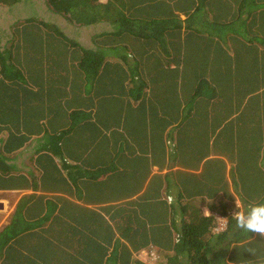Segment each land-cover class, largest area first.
<instances>
[{"label": "trees", "instance_id": "16d2710c", "mask_svg": "<svg viewBox=\"0 0 264 264\" xmlns=\"http://www.w3.org/2000/svg\"><path fill=\"white\" fill-rule=\"evenodd\" d=\"M44 2L72 24L109 30L86 49L48 25L56 34L10 47L31 60H0V192L57 180L93 207L23 196L0 230V264H148L137 256L149 251L162 264H264V237L234 229L230 215L235 203L264 201V0ZM20 68L49 71L53 81L77 71L112 103L138 109L142 119L123 125L138 149L83 135L82 124L95 127L99 116L83 117L81 94L69 99L75 109L61 108L68 102L26 83ZM37 110L43 122L33 117L22 134L23 117ZM59 129L80 136L61 148ZM34 133L48 137L31 159L41 176L10 163ZM51 149L70 151L59 169ZM217 215L228 220L222 231Z\"/></svg>", "mask_w": 264, "mask_h": 264}, {"label": "crops", "instance_id": "0c3cea01", "mask_svg": "<svg viewBox=\"0 0 264 264\" xmlns=\"http://www.w3.org/2000/svg\"><path fill=\"white\" fill-rule=\"evenodd\" d=\"M20 0L15 1L16 4L18 5ZM33 3V5H36V8H39L41 11L45 9V5L42 2V0H29ZM101 3H105L106 0H98ZM14 6V5H13ZM44 6V9H43ZM9 5L0 3V11L3 10L4 13L6 14L7 21L4 22L0 20V60L3 59V62L10 63L12 61V57H17L20 64L25 63L27 60H31L34 55L31 54H25L23 51L21 52H16V48L13 49L10 52V47L11 45H14L17 41H23L25 39H28L30 36H37L42 33L47 32V26L52 25L54 26L55 24L46 22V21H41L37 20L35 22H24L25 17L22 16L21 14L14 15L13 17H9ZM15 7V6H14ZM46 12V10H44ZM16 13V12H14ZM58 15V14H57ZM66 23L69 24L72 29H80L79 25L72 24L66 20ZM100 25V28H102L101 24L105 23H97ZM94 24V25H97ZM28 25V26H27ZM32 26L31 29L25 30L26 27ZM61 26V24H60ZM93 26V25H91ZM104 26H108L107 24ZM89 27V26H88ZM13 28L16 32L13 31ZM58 28V27H57ZM63 28V27H62ZM86 28V27H85ZM109 28V26H108ZM59 29V28H58ZM64 29V28H63ZM60 30V29H59ZM65 30V29H64ZM61 31V30H60ZM61 33L66 36L62 31ZM100 33H94V36L100 35ZM47 34V33H46ZM80 45V44H79ZM21 50V48L19 49ZM1 62V61H0ZM263 63H264V51H263ZM1 65V64H0ZM21 73L24 71L23 68L19 69ZM263 71V76H264V65L262 68ZM23 76L26 80V83L28 82L31 86H34L36 83H40V87H44V94L51 98H57V97H62L65 102H68L67 104H64L63 102L61 103V108H66L67 106L72 109H75V103L73 101H69L73 93H79L81 94V99H80V108L83 111V117L84 118H89L91 121L95 120V117L98 115L99 122L96 124L95 127H91L88 123H83L82 126H84V129L82 130L84 133L83 135L87 134L90 131L99 133V136L105 138V140H110L116 142L118 145L124 143L126 145H129L130 151H135L138 149L137 144L133 143V139L131 137L127 136V132L131 133L129 126L127 128H123V125L125 122L133 121V120H139L142 119V117L138 113V109H136L135 112L130 113L129 106L127 102L125 101H119L117 103H112L109 93L104 92V90H101V88L97 87L96 84H87L85 81V77L83 75H77V71H73L67 74L65 77L66 80H61L59 78L52 80L51 72L45 71L43 74H41L40 77L37 75L31 74V73H26L23 72ZM75 74L78 76V78L75 77ZM26 86V84H25ZM264 89V88H263ZM139 105L138 102L136 103H131V109H135ZM145 108L148 110L149 106L145 105ZM31 110V109H30ZM98 110V111H97ZM129 110V112H126ZM264 110V109H263ZM29 111V110H28ZM130 113V114H127ZM41 115L43 113H39L38 110L36 111V115H33L32 113L26 115L23 117L24 122L21 124V133L24 134L25 130L29 126H33L34 123L32 121H35L33 117L36 116V120L43 122L41 119ZM148 115H145V119L147 120ZM264 121V120H263ZM27 125V126H26ZM129 128V130H128ZM27 133V132H25ZM56 134H62V141L60 143L61 148L64 147L62 145H70L69 142L71 136H80L78 132L73 133H64L62 129L56 130ZM31 134L29 137V141L24 144L20 150L15 153L14 155H11L10 157L13 158L11 164L15 163V168L16 170L21 173V174H28L31 173L33 176L34 175H39L41 176V171L38 169L39 167L42 168V166L36 165L35 163L31 162L32 158L37 157L40 152H41V147H43L44 142L48 141L47 136H42L38 134ZM82 141H87V140H82ZM138 142V139H136ZM52 151L47 152L55 161V163L58 166L62 165V162L60 160L61 157H64L66 160L68 159L69 152H65L64 150L61 151V156H59L58 152L51 149ZM127 151V150H126ZM80 154V153H79ZM19 161L17 162V160ZM46 168L53 167L50 165H46ZM54 169V168H53ZM158 169L156 167L151 168V174H155ZM166 169L163 170L165 172ZM54 183V188L53 185L46 190H35L32 191L31 189L27 190H22L20 192L18 191H4L3 193L5 194H12V193H18L20 195L19 200L29 194H37L40 196H43L45 199L49 201H55L57 202L60 206L66 202L78 205L79 207H87L91 208L93 206L85 204L82 200H80L77 196L73 195L70 193L69 190H64L58 183L57 180H55ZM18 200V201H19ZM95 207V206H94ZM207 213L206 215H208ZM216 217V216H215ZM142 253V252H141ZM146 253L147 252H143ZM138 258V256H137ZM142 262V259L138 258ZM163 259V258H162ZM148 264H151L147 262ZM163 263V262H162ZM161 263V264H162Z\"/></svg>", "mask_w": 264, "mask_h": 264}, {"label": "rangeland", "instance_id": "374dc122", "mask_svg": "<svg viewBox=\"0 0 264 264\" xmlns=\"http://www.w3.org/2000/svg\"><path fill=\"white\" fill-rule=\"evenodd\" d=\"M42 2L45 3L44 0H42ZM14 6L9 7V10H10L9 14H8L9 17H13L15 14L18 16L21 14L22 16L25 17L24 22H35L37 20H41V21L53 23V24H55L53 26L54 29H56L59 32L62 31L64 34H66L67 38L75 40L78 44H80L82 47H84L86 49L93 48L92 38L94 36V33L105 32V31L109 30L108 26H104L106 24H101L102 28H100V25L97 24V25L86 27V28L85 27H79L80 29H75V28L72 29V27L66 23V19L62 15H59V14L56 15L51 11L49 12L47 10L48 8L46 9V12H45L44 6H43L44 10L41 11L39 8H36V5L34 6L33 3L29 0H20L18 5H16L15 7ZM14 12H16V13H14ZM3 13H4V11L1 10L0 11V20L2 21V19H3L5 22V21H7L8 17L6 16V14H3ZM60 24H61V26H60ZM31 28H32V26H29V27H26L25 30H29ZM13 31L16 32L14 30V28H13ZM47 34L54 35L56 33H54L50 29H47ZM96 137H98L99 140L103 139V137L99 136V133H97ZM103 141L104 140H102V142ZM18 161H19V159L17 160V162ZM176 169L177 168H174V167H172V169L168 168V169H166L165 172H168L170 170H176ZM163 173L164 172L162 171V172L157 173V174H163ZM19 198H20V195L18 193L5 194L3 192H0V230L9 221V217L13 213V211L15 210ZM236 206L238 208L240 207L238 203H236ZM234 209H235V206L232 208V210H230V215H232ZM203 212L205 214L208 213L205 209H203ZM217 218H221V217L217 215L215 217V219H217ZM223 219H225V218H223ZM217 229H218V221H217V227L215 228V231H218ZM224 229H225V227H224ZM138 258L142 259L143 261L149 262L151 264H161L163 262V259L161 256L158 257V259H156L155 261L149 260V258H150L149 252H147V254H144L143 252L140 253L138 255Z\"/></svg>", "mask_w": 264, "mask_h": 264}, {"label": "clouds", "instance_id": "9594fccd", "mask_svg": "<svg viewBox=\"0 0 264 264\" xmlns=\"http://www.w3.org/2000/svg\"><path fill=\"white\" fill-rule=\"evenodd\" d=\"M216 220L218 221L217 230L222 231L228 220L223 218H217ZM231 220L235 222L234 229L243 233H255L264 237V201L248 202L245 204L243 210L235 206Z\"/></svg>", "mask_w": 264, "mask_h": 264}, {"label": "built area", "instance_id": "2783aa9c", "mask_svg": "<svg viewBox=\"0 0 264 264\" xmlns=\"http://www.w3.org/2000/svg\"><path fill=\"white\" fill-rule=\"evenodd\" d=\"M144 254H146V253H144ZM149 257H150L149 260H151V261H155L157 259L156 253L154 251L149 252Z\"/></svg>", "mask_w": 264, "mask_h": 264}]
</instances>
